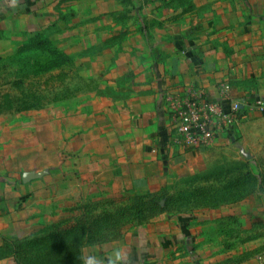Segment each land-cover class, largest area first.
<instances>
[{"label": "crops", "instance_id": "1", "mask_svg": "<svg viewBox=\"0 0 264 264\" xmlns=\"http://www.w3.org/2000/svg\"><path fill=\"white\" fill-rule=\"evenodd\" d=\"M140 1L126 5L122 0H83V61L128 62L129 88L115 85L125 94L122 101L106 106L83 99V151L64 142L69 148L64 155L55 149L45 151L44 146L36 153L33 136L30 146L20 141L15 152L21 160L19 173L9 179L0 176V244L39 236L46 226L61 220L52 179L66 173L62 163L70 158L79 161L73 164L78 180L69 187L93 191L95 203L159 190L172 195L174 188L184 189L185 180L180 179L205 170L201 163L208 162L212 152L225 150L238 139L243 126L220 135L210 147L180 144L164 105L167 93L194 92L218 100L221 89L228 86L242 115L258 116L255 103L264 105V0H183V4L143 0V5ZM70 2L0 0V41L20 45L42 29H53L60 23L55 16ZM121 13L127 17L120 20ZM113 15L116 20L108 19ZM104 44L112 50L103 52ZM25 156L33 161L28 171L23 167ZM85 195L88 201L92 197ZM205 221L206 226L199 224ZM211 221L209 212L201 214L194 208L167 210L121 240L81 247L73 259L37 264H85L90 256L108 264L116 250L122 252L119 264H221L213 262L207 254L210 245L204 242V237L215 234ZM260 256L264 239L233 252L224 264H259Z\"/></svg>", "mask_w": 264, "mask_h": 264}, {"label": "rangeland", "instance_id": "2", "mask_svg": "<svg viewBox=\"0 0 264 264\" xmlns=\"http://www.w3.org/2000/svg\"><path fill=\"white\" fill-rule=\"evenodd\" d=\"M122 1L126 5L132 3L131 0ZM178 1V4L184 2ZM167 2L168 0H164L163 4ZM144 3L143 0L140 1V4ZM117 17L121 20L127 17V13H121ZM55 18L60 22L57 26L42 29L39 35L30 37L23 44L10 45L0 41L1 178L9 179V175L19 173L21 160L16 159L15 152L21 146V140L23 144L30 146L34 138L36 153L40 151V146H44L45 151L55 149L64 155V152L69 153L64 142L72 144L77 151H83V99L103 101L106 106L112 101H122L123 89H119L129 88L128 62L83 61V0H72ZM110 18L116 20L114 15L108 19ZM105 32L114 36L111 29ZM31 44H42V48L25 50V46ZM110 47V44H104L102 51L112 50ZM115 85L119 91L114 89ZM98 89L102 91L96 92ZM258 110V116L242 117L236 126H243L237 140L225 150L212 152L209 161L201 163L206 167L205 170L180 179L196 178L199 183L194 189L215 190L213 196H200L197 204L185 208H194L201 214L209 212L212 217L210 223L215 234L204 237V242L210 245L207 254L213 262L224 264L233 252L237 253L252 241L264 239V110ZM23 161L25 171L34 167L31 156H25ZM75 161L79 160L70 158L68 163H62L67 168L66 173L52 179L57 197L56 208L63 216L55 223L59 225L56 230H76L70 237L72 245L78 241L74 238L79 232L76 229L78 220L87 222V225H83V247L121 240L131 229L150 222L151 207L142 204L144 212L149 213L145 219L137 223L120 222L119 230L122 235L102 242L100 233L107 232L109 235L117 227H111L107 221L99 222V218L118 208L121 210L130 206L133 198L139 194H133L131 198L119 196L105 199L115 201L114 205L105 200L95 203L93 191L69 187L78 180L73 169ZM159 191L157 192L160 193ZM176 191L174 188L173 194ZM43 192L52 193L47 188ZM86 193L92 196L89 201L85 200ZM150 194L152 193L142 195L148 197ZM178 209L173 212H180ZM207 223L209 222H199L201 226H206ZM49 227L51 226H46L45 229ZM102 237L105 239V235ZM204 242L200 244H205ZM41 255L42 253H26L24 263L37 264L43 261ZM76 256L78 254H71L72 259ZM0 264L19 263L12 257H6L0 260Z\"/></svg>", "mask_w": 264, "mask_h": 264}, {"label": "trees", "instance_id": "3", "mask_svg": "<svg viewBox=\"0 0 264 264\" xmlns=\"http://www.w3.org/2000/svg\"><path fill=\"white\" fill-rule=\"evenodd\" d=\"M42 48V44H31L29 46H25V50H34ZM192 179V178H190ZM196 179V178H195ZM185 180L183 185L184 189H177V191L169 195L166 190L159 191L160 193H152L150 194L149 199L144 195H137L133 199V203L126 207L116 209L113 213L107 214L105 216H101L99 218V222L107 221L111 224V227H117L115 232L107 235L100 233L101 240L107 241L108 239L119 238L122 233L119 230L120 222H141V220L145 219L149 213L144 212L142 209L143 205H149L151 207V217L163 213L167 210H183L190 205L197 204L200 200V196L208 195L213 196L215 190L212 188H193L197 186L199 183L198 180ZM209 178H207L208 180ZM211 193V195H210ZM159 194V195H156ZM164 201L165 204L162 205L161 202ZM214 203L215 200H214ZM180 206L181 209H180ZM178 207V208H177ZM191 207V206H190ZM134 224V223H133ZM83 225H87V222H83V220H78L77 228L79 232L74 236L78 241L75 244L70 243V237L73 236V232L70 229L56 230L59 226L58 224L53 225L49 228L42 230L39 236L29 237L25 239H6L0 244V260L6 259V257H12L19 264H25V254L26 253H42L40 256L44 262L47 261H59L72 259L71 254H79V250L83 247ZM90 226V225H89ZM76 227V226H75ZM88 229H86L87 231ZM45 233L46 236H45ZM105 235V239L102 237ZM101 243V242H100ZM77 257V256H76ZM75 258V257H74Z\"/></svg>", "mask_w": 264, "mask_h": 264}, {"label": "built area", "instance_id": "4", "mask_svg": "<svg viewBox=\"0 0 264 264\" xmlns=\"http://www.w3.org/2000/svg\"><path fill=\"white\" fill-rule=\"evenodd\" d=\"M229 87L221 89L218 100L189 92L184 96L167 93L164 105L174 120L177 142L191 148L212 146L220 135L230 132L242 120V108L228 93ZM258 109L264 107L261 101L255 103ZM264 264V256L258 259Z\"/></svg>", "mask_w": 264, "mask_h": 264}, {"label": "clouds", "instance_id": "5", "mask_svg": "<svg viewBox=\"0 0 264 264\" xmlns=\"http://www.w3.org/2000/svg\"><path fill=\"white\" fill-rule=\"evenodd\" d=\"M113 257L109 258L108 264H119V261L122 259V252L120 250L114 251ZM85 264H100V261L96 257L90 256L85 260Z\"/></svg>", "mask_w": 264, "mask_h": 264}]
</instances>
